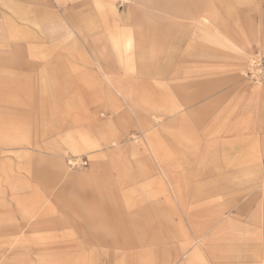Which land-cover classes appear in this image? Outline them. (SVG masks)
I'll use <instances>...</instances> for the list:
<instances>
[{"label":"rangeland","instance_id":"rangeland-1","mask_svg":"<svg viewBox=\"0 0 264 264\" xmlns=\"http://www.w3.org/2000/svg\"><path fill=\"white\" fill-rule=\"evenodd\" d=\"M113 4L0 0V264H264V0Z\"/></svg>","mask_w":264,"mask_h":264},{"label":"built area","instance_id":"built-area-1","mask_svg":"<svg viewBox=\"0 0 264 264\" xmlns=\"http://www.w3.org/2000/svg\"><path fill=\"white\" fill-rule=\"evenodd\" d=\"M254 56L251 68L248 70V74L255 81L264 80V55L262 51H259ZM69 165L75 168L78 165L76 159L70 160Z\"/></svg>","mask_w":264,"mask_h":264},{"label":"crops","instance_id":"crops-1","mask_svg":"<svg viewBox=\"0 0 264 264\" xmlns=\"http://www.w3.org/2000/svg\"><path fill=\"white\" fill-rule=\"evenodd\" d=\"M115 1H117V4L115 3ZM197 1V0H196ZM113 5H114V7H115V10H116V12H118V13H126V11L124 10H122V8L120 7V6H118L119 4H118V0H113ZM163 28H166L167 30H171V28H167V27H165V26H163ZM21 51H24V49H21ZM21 55H24V53H21ZM116 92H118L117 90H116ZM176 109H173L172 110V112H174ZM175 113V112H174ZM122 115H127V113H123Z\"/></svg>","mask_w":264,"mask_h":264},{"label":"bare ground","instance_id":"bare-ground-1","mask_svg":"<svg viewBox=\"0 0 264 264\" xmlns=\"http://www.w3.org/2000/svg\"><path fill=\"white\" fill-rule=\"evenodd\" d=\"M122 1H128V0H122Z\"/></svg>","mask_w":264,"mask_h":264}]
</instances>
